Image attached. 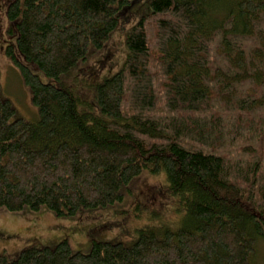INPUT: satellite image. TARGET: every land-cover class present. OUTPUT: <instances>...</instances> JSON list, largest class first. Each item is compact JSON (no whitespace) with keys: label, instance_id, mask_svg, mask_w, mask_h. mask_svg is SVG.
Wrapping results in <instances>:
<instances>
[{"label":"trees","instance_id":"trees-1","mask_svg":"<svg viewBox=\"0 0 264 264\" xmlns=\"http://www.w3.org/2000/svg\"><path fill=\"white\" fill-rule=\"evenodd\" d=\"M131 1H11L17 47L51 81L18 63L37 121L17 115L0 83V209L69 217L123 202L143 173H165L186 212L176 228L138 230L132 245L98 241L83 253L64 240L0 264H256L264 0H152L126 35L122 69L96 85L100 112L85 109L66 78L103 50Z\"/></svg>","mask_w":264,"mask_h":264},{"label":"rangeland","instance_id":"rangeland-1","mask_svg":"<svg viewBox=\"0 0 264 264\" xmlns=\"http://www.w3.org/2000/svg\"><path fill=\"white\" fill-rule=\"evenodd\" d=\"M12 0H0V83L2 94L11 101L17 115L29 121L39 119V110L33 101V91L23 77L18 63L36 73L42 81L50 82L35 64L25 59L17 47L18 31L8 19ZM152 0H132L120 10V21L103 50L79 64L67 83L84 101L83 107L100 112L96 99V85L122 69L128 48L126 35L139 19L151 12ZM13 50V57L7 53ZM131 185V186H130ZM123 202L106 208L83 209L69 217H57L47 208L31 212L0 209V255L9 260L29 247H55L67 240L73 251L89 253L94 242L132 245L138 230L145 227L171 225L178 227L185 208L168 193L165 173H143L132 180ZM256 264H264V242L258 244Z\"/></svg>","mask_w":264,"mask_h":264}]
</instances>
